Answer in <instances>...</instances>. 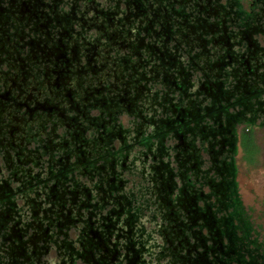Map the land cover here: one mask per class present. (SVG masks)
Instances as JSON below:
<instances>
[{
    "label": "flooded vegetation",
    "instance_id": "obj_1",
    "mask_svg": "<svg viewBox=\"0 0 264 264\" xmlns=\"http://www.w3.org/2000/svg\"><path fill=\"white\" fill-rule=\"evenodd\" d=\"M263 134L264 0H0V264H264Z\"/></svg>",
    "mask_w": 264,
    "mask_h": 264
},
{
    "label": "rangeland",
    "instance_id": "obj_2",
    "mask_svg": "<svg viewBox=\"0 0 264 264\" xmlns=\"http://www.w3.org/2000/svg\"><path fill=\"white\" fill-rule=\"evenodd\" d=\"M248 0H244L247 4ZM262 147V165L259 168H249L242 161H238V182L240 197L243 205L247 208V223L256 229L260 235L259 238H264V134L260 140ZM220 180V178H217ZM205 193L207 188H202ZM211 199H220L219 195L211 197Z\"/></svg>",
    "mask_w": 264,
    "mask_h": 264
},
{
    "label": "trees",
    "instance_id": "obj_3",
    "mask_svg": "<svg viewBox=\"0 0 264 264\" xmlns=\"http://www.w3.org/2000/svg\"><path fill=\"white\" fill-rule=\"evenodd\" d=\"M232 183L234 184V182H232ZM234 186H235V184H234ZM233 191H234V193H236V188L235 187H234ZM236 199H239L238 196H236Z\"/></svg>",
    "mask_w": 264,
    "mask_h": 264
}]
</instances>
